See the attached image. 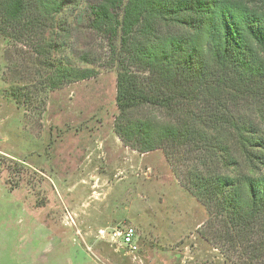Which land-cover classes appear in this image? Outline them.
Instances as JSON below:
<instances>
[{
	"label": "trees",
	"instance_id": "obj_1",
	"mask_svg": "<svg viewBox=\"0 0 264 264\" xmlns=\"http://www.w3.org/2000/svg\"><path fill=\"white\" fill-rule=\"evenodd\" d=\"M65 7L0 0V35L46 57L52 89L95 76L53 59ZM87 24L116 70V137L162 151L228 262L264 264V0H97Z\"/></svg>",
	"mask_w": 264,
	"mask_h": 264
},
{
	"label": "rangeland",
	"instance_id": "obj_2",
	"mask_svg": "<svg viewBox=\"0 0 264 264\" xmlns=\"http://www.w3.org/2000/svg\"><path fill=\"white\" fill-rule=\"evenodd\" d=\"M64 1L53 59L94 77L52 89L46 57L0 35V264H231L198 234L205 207L162 151L114 134L116 70L87 24L97 0ZM119 225L136 255L99 238Z\"/></svg>",
	"mask_w": 264,
	"mask_h": 264
},
{
	"label": "built area",
	"instance_id": "obj_3",
	"mask_svg": "<svg viewBox=\"0 0 264 264\" xmlns=\"http://www.w3.org/2000/svg\"><path fill=\"white\" fill-rule=\"evenodd\" d=\"M98 236L100 239H105L110 243L115 250H124L129 255H136L138 253V246L134 242L135 230L131 226L119 225L113 227L109 231L99 230Z\"/></svg>",
	"mask_w": 264,
	"mask_h": 264
}]
</instances>
